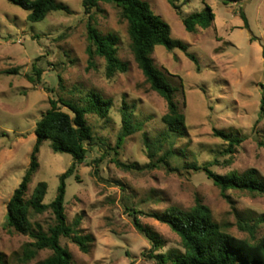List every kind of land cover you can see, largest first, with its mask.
<instances>
[{
    "label": "rangeland",
    "instance_id": "rangeland-1",
    "mask_svg": "<svg viewBox=\"0 0 264 264\" xmlns=\"http://www.w3.org/2000/svg\"><path fill=\"white\" fill-rule=\"evenodd\" d=\"M56 1L67 6L71 14L54 12L42 22L31 23L27 12L0 0V254L6 257L4 264H38L51 254L40 251L32 261L21 262L23 246L31 239L4 228L6 207L29 166L36 124L50 109L49 101H79L88 92L111 100L112 106L105 119L86 116L94 144L88 147L85 162L76 165L65 181L67 222L71 224L80 216L81 233L91 239L87 254L70 240L61 239L73 264H155L148 258L152 243L136 230L132 210L143 213L138 215L140 223L161 242L154 254L182 253L179 237L147 215L163 213L171 206L189 209L197 200L231 235L248 238L238 230L237 222L264 214V197L233 190L223 197L203 172L192 170L190 165L210 164V170L220 176L255 170L264 181V117H260L264 0H243L229 6L221 0H176L183 16L201 12L205 5L212 10V26L195 34L185 30L167 0H143L169 26L171 37L186 45L199 63L197 70L179 49L168 52L157 46L152 53L155 66L175 88L176 102L185 116L184 134L174 145L170 166L158 168H144L149 164L144 139L153 143L163 133L161 117L167 111L166 103L150 89L135 64L127 24L119 9L101 3L95 12L96 28L118 38V57L128 64L125 74L108 79L101 58L95 57L94 67L88 66L83 0ZM241 11L247 28L239 16ZM123 103L143 128L116 149ZM59 107L72 116L66 107ZM214 130L244 137V142L228 155L227 144L214 136ZM167 149L164 146L159 155ZM116 160L136 165L138 170L118 168ZM37 161L27 197L38 182H45L44 204L48 205L57 196L59 177L73 159L68 154H53L50 142L44 141ZM31 221L46 231L53 216L51 212L32 215ZM263 233L264 225L257 237Z\"/></svg>",
    "mask_w": 264,
    "mask_h": 264
},
{
    "label": "trees",
    "instance_id": "trees-1",
    "mask_svg": "<svg viewBox=\"0 0 264 264\" xmlns=\"http://www.w3.org/2000/svg\"><path fill=\"white\" fill-rule=\"evenodd\" d=\"M8 3L27 12V20L39 23L50 13L64 12L71 14L70 9L56 0H6ZM224 6L238 5L243 0H221ZM172 9L181 18L188 33H197L199 30L210 28L215 16L212 10L205 5L201 12L183 16L181 6L176 0H167ZM111 5L119 9V15L127 24V34L130 41V51L134 62L141 71L150 89L158 94L166 103L167 111L161 117L164 131L156 142L144 139L149 164L144 168H158L161 165L169 167V160L174 155V145L183 137L185 116L180 111L175 98V88L169 84L167 76L159 70L152 59V53L157 46L164 47L168 52L181 50L199 70L197 58L188 52V47L171 37L169 26L158 16L154 15L149 4L143 0H83L82 7L87 17L86 37L89 46L86 49L88 66L94 67V58L104 61L105 77L110 79L117 74H125L128 64L118 57V38L114 34H101L95 26V12L99 4ZM240 18L247 28V19L243 11ZM13 72H16L13 71ZM37 76L40 72L36 71ZM66 107L72 114L63 112L59 105ZM50 109L36 124V143L33 147L30 163L25 175L14 191L7 204L4 228L30 237L22 249L21 262L28 263L35 259L40 251L48 250L50 256L38 264H73L69 251L61 245L65 238L78 247L80 252L87 254L91 239L82 235L80 225L82 218L76 217L68 224L64 209L65 181L72 176L74 167L83 164L86 160L88 147L94 144L92 131L87 124L86 116L95 115L100 119L107 118L112 103L103 99L94 92H88L79 101H64L59 98L49 101ZM264 117V97L261 99V116ZM121 130L117 136L116 149H119L124 140L143 128V123L134 119L132 109L123 103L120 109ZM214 136L222 139L226 144V154L233 155L235 149L244 142V137L214 130ZM44 141L50 142L53 154H68L73 159L71 167L59 177V186L56 198L48 205L44 204L47 193V184L38 182L27 197L28 186L38 169L37 155ZM164 146L168 149L162 152ZM117 154V153H115ZM116 166L126 171L138 170L136 165H125L118 160ZM210 164L190 168L203 172L216 186L223 197L227 191L233 190L250 195L264 197V181L255 170H248L243 174L229 172L220 176L210 170ZM51 212L53 224L45 231L38 223H32V215H43ZM138 215L143 213L132 210L136 230L152 243V251L148 256L155 264H264V233L257 235L264 225V214L255 219H240L237 227L240 232L246 233L248 238L239 239L225 230L224 226L213 220L211 211L199 200L189 209L177 206L167 208L163 213H150L147 216L166 225L179 239L182 253L154 254L160 249L161 242L148 228L144 227ZM6 257L0 254V264L5 263Z\"/></svg>",
    "mask_w": 264,
    "mask_h": 264
}]
</instances>
